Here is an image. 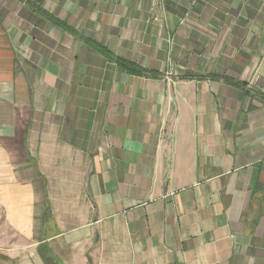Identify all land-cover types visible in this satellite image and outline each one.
Returning <instances> with one entry per match:
<instances>
[{
    "label": "crops",
    "instance_id": "obj_1",
    "mask_svg": "<svg viewBox=\"0 0 264 264\" xmlns=\"http://www.w3.org/2000/svg\"><path fill=\"white\" fill-rule=\"evenodd\" d=\"M45 247L264 264V0H0V264Z\"/></svg>",
    "mask_w": 264,
    "mask_h": 264
},
{
    "label": "trees",
    "instance_id": "obj_2",
    "mask_svg": "<svg viewBox=\"0 0 264 264\" xmlns=\"http://www.w3.org/2000/svg\"><path fill=\"white\" fill-rule=\"evenodd\" d=\"M46 13V12H45ZM51 17L50 15H48ZM53 22L63 25L68 29H71L70 27L66 26L61 20L56 19L54 17H51ZM94 42V41H93ZM95 47L103 52L106 56L112 58L117 62L121 68L124 70L128 71L129 73L136 74V75H152V76H159L160 73L152 70L145 69L144 67L140 66L137 63L128 61L126 59L120 58L116 55H114L109 49H107L104 45H101L99 43H93ZM41 254L44 257V259L49 263V264H61L51 253H49L48 248H43L41 249Z\"/></svg>",
    "mask_w": 264,
    "mask_h": 264
},
{
    "label": "rangeland",
    "instance_id": "obj_3",
    "mask_svg": "<svg viewBox=\"0 0 264 264\" xmlns=\"http://www.w3.org/2000/svg\"><path fill=\"white\" fill-rule=\"evenodd\" d=\"M20 242H22V241H20ZM18 244V243H17ZM20 253H22V252H20ZM18 258H21L19 255H17V257L15 258V259H18ZM7 262H9V263H11V264H15L14 263V261H5V263H7ZM2 263V262H1Z\"/></svg>",
    "mask_w": 264,
    "mask_h": 264
}]
</instances>
